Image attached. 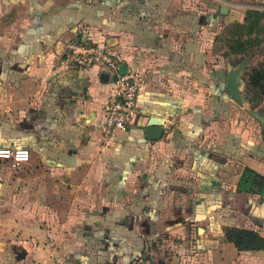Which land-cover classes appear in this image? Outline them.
<instances>
[{
	"label": "crops",
	"instance_id": "0c3cea01",
	"mask_svg": "<svg viewBox=\"0 0 264 264\" xmlns=\"http://www.w3.org/2000/svg\"><path fill=\"white\" fill-rule=\"evenodd\" d=\"M221 15L190 0H0V148L30 151L17 176L0 159V264H264L224 234L264 235V195L238 193L245 169L264 176V125L211 53ZM72 39L141 77L137 114L108 140L112 74L61 64Z\"/></svg>",
	"mask_w": 264,
	"mask_h": 264
},
{
	"label": "built area",
	"instance_id": "2783aa9c",
	"mask_svg": "<svg viewBox=\"0 0 264 264\" xmlns=\"http://www.w3.org/2000/svg\"><path fill=\"white\" fill-rule=\"evenodd\" d=\"M121 60L105 44L93 41L69 40L65 44L61 64L74 68H91L104 65L110 74L117 73ZM139 73L119 75L113 82V89L103 106V137L108 140L130 123L138 112L136 98L141 87ZM0 159L11 168L28 162L27 148H0Z\"/></svg>",
	"mask_w": 264,
	"mask_h": 264
},
{
	"label": "rangeland",
	"instance_id": "374dc122",
	"mask_svg": "<svg viewBox=\"0 0 264 264\" xmlns=\"http://www.w3.org/2000/svg\"><path fill=\"white\" fill-rule=\"evenodd\" d=\"M192 7H200L207 13L211 11L215 14L220 13V7L224 5L227 8L224 14L225 22L223 24L209 25V35L212 37L211 46L213 55H218L229 64L236 66L239 69L240 79H242L241 93L245 97L249 108L253 110L261 109L264 111V93L256 94L253 97L252 92L246 90V83L248 74L252 69L264 66V17L259 20L257 26L253 28L250 34H245L236 23H242L244 17L249 14L251 10H259L264 12V0H190ZM221 14V13H220ZM236 22V23H235ZM242 24H248L246 21ZM242 31V40H249L246 44L245 50L239 52L233 50L234 40L238 38ZM245 31V29H244ZM241 69V73H240ZM250 100V102H249ZM20 166V165H19ZM28 170L27 167L20 166L15 169V175H20ZM12 173V176L14 175ZM56 182L53 181L51 187H55ZM54 200L47 198L49 204Z\"/></svg>",
	"mask_w": 264,
	"mask_h": 264
},
{
	"label": "trees",
	"instance_id": "16d2710c",
	"mask_svg": "<svg viewBox=\"0 0 264 264\" xmlns=\"http://www.w3.org/2000/svg\"><path fill=\"white\" fill-rule=\"evenodd\" d=\"M218 15L222 16L220 13ZM219 16L217 17L218 19L220 18ZM262 17H264V12L251 10L242 22L245 23L247 21L248 24L235 23L241 28L243 33L250 34ZM210 24L212 25L209 21ZM242 31L238 38L234 40L233 50L237 52L245 50L246 44L250 42L249 40H242ZM246 90L252 92L253 97L256 94L264 93V66L254 68L248 74ZM242 191L264 195V176L252 169H245L238 184V193H242ZM224 234L226 239L231 241L238 250H264V235L254 229L230 226L225 228Z\"/></svg>",
	"mask_w": 264,
	"mask_h": 264
},
{
	"label": "water",
	"instance_id": "95a60500",
	"mask_svg": "<svg viewBox=\"0 0 264 264\" xmlns=\"http://www.w3.org/2000/svg\"><path fill=\"white\" fill-rule=\"evenodd\" d=\"M226 11L227 8L224 5H222L220 7V13L225 14ZM128 73H129V68L127 64L125 62H121L118 66L117 73L112 74L111 78L113 81H115L117 80L118 74L126 75ZM238 74H239L238 68L229 71L226 81V91L234 100L242 104L243 101L239 91L240 82H239ZM106 75L109 78L110 74L106 73ZM246 109L255 119H257L261 124L264 125V114H262L259 110H253L249 108V106H247ZM163 124H164V120L162 118L151 116L146 124L147 125L146 137L150 140L159 138L163 132Z\"/></svg>",
	"mask_w": 264,
	"mask_h": 264
},
{
	"label": "flooded vegetation",
	"instance_id": "af4514ba",
	"mask_svg": "<svg viewBox=\"0 0 264 264\" xmlns=\"http://www.w3.org/2000/svg\"><path fill=\"white\" fill-rule=\"evenodd\" d=\"M220 11V10H219Z\"/></svg>",
	"mask_w": 264,
	"mask_h": 264
}]
</instances>
